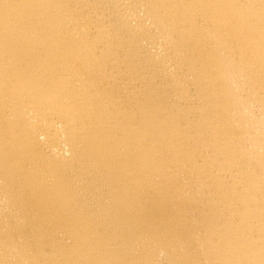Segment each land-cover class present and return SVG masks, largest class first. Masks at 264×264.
Instances as JSON below:
<instances>
[{"label":"bare ground","instance_id":"obj_1","mask_svg":"<svg viewBox=\"0 0 264 264\" xmlns=\"http://www.w3.org/2000/svg\"><path fill=\"white\" fill-rule=\"evenodd\" d=\"M0 264H264V0H0Z\"/></svg>","mask_w":264,"mask_h":264}]
</instances>
